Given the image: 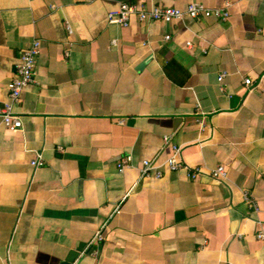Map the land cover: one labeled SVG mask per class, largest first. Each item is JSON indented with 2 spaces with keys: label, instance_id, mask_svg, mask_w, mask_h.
Returning <instances> with one entry per match:
<instances>
[{
  "label": "crops",
  "instance_id": "obj_1",
  "mask_svg": "<svg viewBox=\"0 0 264 264\" xmlns=\"http://www.w3.org/2000/svg\"><path fill=\"white\" fill-rule=\"evenodd\" d=\"M122 2L229 17L109 23ZM35 39L23 126L0 117V264H264V0H0V109ZM173 145L197 180L118 170Z\"/></svg>",
  "mask_w": 264,
  "mask_h": 264
},
{
  "label": "built area",
  "instance_id": "obj_2",
  "mask_svg": "<svg viewBox=\"0 0 264 264\" xmlns=\"http://www.w3.org/2000/svg\"><path fill=\"white\" fill-rule=\"evenodd\" d=\"M185 16L192 18H199L200 16H215L221 19L229 17L228 10L215 8L211 9L199 2L190 3L186 9L177 7H164L155 5L150 8L139 7L137 4L122 2L117 9L111 10L108 13V21L111 24L129 26L133 17H137L140 21H155L162 23H169L174 20L182 19ZM170 36H166L169 39ZM117 44V40L113 39L111 46ZM190 45V42H189ZM41 53V41L39 39L33 40L25 49L20 52L19 61L16 65V70L8 83L9 100L6 101L0 109V117L4 125L11 131L22 128L23 122L20 115L15 111V105L20 102L23 90L31 83L36 81L38 57ZM69 55V50H66ZM244 83L250 87L253 84L251 78H245ZM168 142L169 138L165 137ZM172 154L162 162L154 159H143L138 165H135L131 155L124 156L118 163V170L123 172L129 167H136L141 173V177L154 176L161 178L163 170L171 171H185L189 179L197 180L202 175V168L200 166H190L181 157V147L173 145ZM32 165L35 167L44 164L43 158L34 159ZM210 175L216 179H225L227 171L225 166L219 165L210 171ZM245 199L251 206H255L253 200L245 195ZM258 239L264 240V231L260 230L256 233ZM103 240V228L97 230L94 242H101Z\"/></svg>",
  "mask_w": 264,
  "mask_h": 264
}]
</instances>
